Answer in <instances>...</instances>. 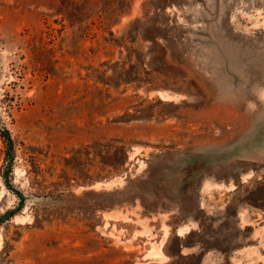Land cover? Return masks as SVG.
Segmentation results:
<instances>
[{"label":"rangeland","instance_id":"obj_1","mask_svg":"<svg viewBox=\"0 0 264 264\" xmlns=\"http://www.w3.org/2000/svg\"><path fill=\"white\" fill-rule=\"evenodd\" d=\"M0 264H264V0H0Z\"/></svg>","mask_w":264,"mask_h":264}]
</instances>
